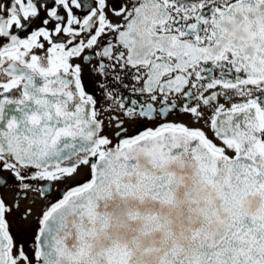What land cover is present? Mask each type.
<instances>
[{
  "label": "snow or ice",
  "instance_id": "6c2138e0",
  "mask_svg": "<svg viewBox=\"0 0 264 264\" xmlns=\"http://www.w3.org/2000/svg\"><path fill=\"white\" fill-rule=\"evenodd\" d=\"M0 264H264V0H0Z\"/></svg>",
  "mask_w": 264,
  "mask_h": 264
}]
</instances>
